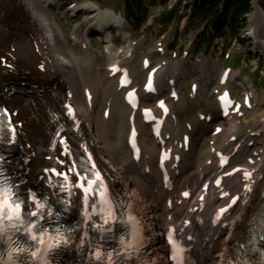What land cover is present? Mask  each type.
I'll list each match as a JSON object with an SVG mask.
<instances>
[{"label":"bare ground","instance_id":"1","mask_svg":"<svg viewBox=\"0 0 264 264\" xmlns=\"http://www.w3.org/2000/svg\"><path fill=\"white\" fill-rule=\"evenodd\" d=\"M75 10L87 15V20L94 23L92 24L93 29L89 32L91 34L85 35V38L79 36V28H76L74 31L76 35L71 38L74 45H78L88 53L98 48L97 41H93L95 35H98L103 43L101 53L108 57L109 61H113L121 54L123 56L132 54L134 49L131 44L127 46L126 51L114 52L113 50V39L110 32L112 28H117L120 34L122 16L111 10H102L92 2L78 5L73 12ZM249 19L248 33L255 38L256 45L261 46L264 52V8L258 1ZM66 43V34L47 14L41 0H0V89L3 86L13 88L11 95H4L6 104L12 109L15 122L20 123L21 154H31V162L25 167L26 172L31 178H36L39 170L46 166L47 151L56 133L57 121L54 115L59 112L56 98L62 96L65 100L68 94H72V101L77 106L75 108L83 120L84 133L90 139L101 165L113 177L114 186L130 192L136 207L144 214L145 221L149 226L153 225L150 228L154 233L157 232L164 236L169 211L165 205L166 193L161 188L160 177L156 169L160 153L159 146L151 138L149 128L142 126L140 138L143 155L139 163H133L127 147L131 110L123 101L126 90L118 89L119 75L110 77L111 72L108 71L106 73L108 86L102 87L96 81L94 86L97 96L93 92L91 105H89L86 102L85 91L83 90L81 94L79 88L89 89L87 77L89 78L92 72L87 75L82 74L81 69L85 62L83 63L80 56L67 50ZM65 54L68 59H64ZM92 62L94 61H91L90 67L97 78V74L94 73L97 65ZM118 62H112L109 67ZM163 62L154 63L150 68L159 67L157 74L160 81L168 78L166 83L168 84L170 80L178 77L184 85L188 83V76L182 64L177 62L164 64ZM209 63V59L204 58L201 62L194 64V71L201 70L200 76L205 79L195 99L189 98L187 101L183 93L184 85H179L178 106L180 107L178 108L186 109L190 103L192 115L190 118L177 117L166 129V136L171 137L168 143L172 145L176 143L177 150H180L179 144L183 135L189 134L192 138L190 149L187 152L180 151L181 163L174 170L178 198L175 208L170 213L178 220L188 207L195 206L192 202L188 205L182 200L180 194L191 186H196L197 192L200 191L202 186L199 183L200 179L203 178L202 180L206 181L218 171L216 167L218 153L223 152L232 156L234 165L224 172L228 173L239 166L248 169L252 181L246 180L243 175H236L227 181V187L239 194L242 193L244 187H250L253 189L252 195L242 197L237 206L231 210L226 220V227L211 228L207 225L208 232L213 234L207 243L208 261L214 264H225L227 254L237 249V243L238 245L245 244L246 234L250 227L249 219L264 201V99L256 96L254 107L246 111L244 118L255 122L256 125L245 130L242 129V121L239 118L231 117L225 120L220 118L216 100L209 103L208 111H203L202 107H199L202 97L206 94L209 96L213 90L221 89L217 74L210 73L211 63ZM132 73L134 85H136L138 76L136 77L135 68L132 69ZM144 73L145 80L147 71ZM237 76V73H233L232 80L237 81ZM28 80L30 81L23 86ZM30 85L47 86L51 90L26 98L22 94L28 90ZM99 87L102 95L108 96L107 107H105L106 100H102V95L97 91ZM100 99L104 109L99 117L95 104ZM144 102L150 104L152 98L144 97ZM107 109L110 115L105 118ZM173 109L175 110L176 107L174 106ZM113 114L116 115L117 120L113 119ZM203 114L207 117L211 116L212 122L201 121ZM174 115L177 113L174 112ZM189 127L192 129L189 130ZM217 127H220V132L215 135ZM180 200L181 205H178ZM206 202L205 217L210 218L214 208L221 204L214 195L209 196ZM155 241L156 244L159 243L158 249L163 248L166 252L164 240L156 237ZM248 248L250 247L247 246ZM167 263L165 261V264Z\"/></svg>","mask_w":264,"mask_h":264},{"label":"rangeland","instance_id":"2","mask_svg":"<svg viewBox=\"0 0 264 264\" xmlns=\"http://www.w3.org/2000/svg\"><path fill=\"white\" fill-rule=\"evenodd\" d=\"M41 0L42 5L44 9H46V12L48 15H50L51 18L61 27L63 33L67 36V50H71L74 52L77 56H80L83 59V67L81 69L82 74H90L89 78L87 77L88 81V88H92L93 92L96 94V88L94 86V83H97L99 85L108 86V82L106 79V73L109 68V64H111L114 61H123L124 56H119L118 58L114 59L113 61H109L108 57H105L101 53V47H102V41L100 40V36L95 35V39L93 38V41H97L95 44L98 46V48L93 49L90 52H86L84 49L80 48L78 45H74L72 43V36L76 35L74 31L76 28H79V36L82 38H85L84 36L89 33L93 28L92 24L94 23L91 20H87V15L83 13H78L77 10L73 12L75 8H77L78 5L85 4L87 2H92L96 6H98L102 10H111L115 12L116 14H121L124 18L123 14V2L122 0ZM258 3L264 8V0H257ZM256 3V2H255ZM182 12V15H185L186 10L181 9L180 12ZM255 11V5L253 12L246 18V21L248 23L247 28L245 29L243 33V37H246L250 42L251 46L247 49H240L235 43L231 44V49L234 51V62L228 64L226 60L223 59V54H221V49L223 47V42L220 40H217L210 50V53L206 54H200L196 55L194 52L196 50V46L200 45L198 43V35L200 34V31L197 32H187L186 30V20L184 17L180 21H175L173 24L169 25L168 27H162L160 24L156 22V17L158 16L159 12L158 9L154 6L150 9V15L149 20L147 24L143 27V29L140 32H135L132 30L131 27L127 25V23L124 26V30L120 33H122V36H115L113 37V43H114V52H116L119 49L126 48L129 44V41H134L137 44L135 45L136 49L135 54L131 57L130 60V68L136 69V77L137 82L138 80L144 78L145 73L142 69V59L144 57H148L151 59L152 63L156 64L159 61H167L168 63H180L182 64L184 68L185 74L188 76V84L185 83V85L181 82V84L184 85L183 90L185 93V98L188 99L189 97V85L192 82V80H196L200 78V71L198 72L194 71L196 59H202L207 58L210 61V73L216 75L220 73V69L231 66L234 63V66L236 65L235 72L238 74L237 81L231 82V89L235 94H239L240 90L243 88V86H250L258 95L259 99H264V52L261 46L256 45L255 38L248 33V29L250 26V17ZM125 21V19H124ZM126 22V21H125ZM129 37V38H128ZM253 37V39H251ZM128 38V39H127ZM93 43V42H92ZM94 44V43H93ZM96 46V47H97ZM177 47L176 50L172 51L171 47ZM163 49L161 53L158 52L159 49ZM188 51L189 54L187 56H183V51ZM64 59H68V56L65 54ZM91 61L93 64L97 65V68L95 69L94 73L97 74V78L93 74L92 67H90ZM259 69L261 70L260 73H256L255 70ZM87 72V73H86ZM144 74V75H143ZM212 75V76H214ZM23 78V77H22ZM96 78V79H95ZM203 81L201 80V83L205 81L203 77H201ZM91 79V80H90ZM30 80L25 81L24 85L27 84ZM86 81V80H85ZM22 85V84H21ZM230 86V84H229ZM18 87V86H15ZM83 90L85 91V87L79 88L80 93L82 94ZM100 92V87L97 90ZM23 96L25 93L22 94ZM100 95L102 93L100 92ZM97 96V94H96ZM104 97V98H103ZM107 98L108 96L103 94L101 96L102 100H106L105 107H107ZM205 98V99H204ZM210 98V99H208ZM99 100L95 104V110L99 111V114H97L100 117L101 112L103 111L102 107V100ZM215 95L209 94V96L204 95L201 99V105L199 107H202L201 109L203 111H208L207 107H209L210 102H214ZM176 107V106H175ZM180 107V106H178ZM191 105L189 103L188 107L186 109H177V114L181 118L187 117L190 118L192 115ZM113 119L117 120L116 115L113 114ZM242 121V129H247L251 126L256 125L255 122L249 120L248 118H241ZM149 137V136H148ZM147 196V195H146ZM145 196V197H146Z\"/></svg>","mask_w":264,"mask_h":264},{"label":"trees","instance_id":"3","mask_svg":"<svg viewBox=\"0 0 264 264\" xmlns=\"http://www.w3.org/2000/svg\"><path fill=\"white\" fill-rule=\"evenodd\" d=\"M165 4L168 0H122L123 13L132 30L139 32L147 23L150 9L156 2ZM254 0H174L171 10L164 9L156 18V22L167 27L183 17L179 14L182 8L187 18L186 30L200 31L196 52L208 51L216 40L229 45L235 41L239 47L249 46L242 38L246 27L245 17L253 10ZM174 47H172L173 49Z\"/></svg>","mask_w":264,"mask_h":264},{"label":"snow or ice","instance_id":"4","mask_svg":"<svg viewBox=\"0 0 264 264\" xmlns=\"http://www.w3.org/2000/svg\"><path fill=\"white\" fill-rule=\"evenodd\" d=\"M149 88L151 89V83H149ZM161 106H163V105H161ZM52 171L55 172L56 170L53 169ZM40 207H43V205H40ZM13 211L16 212L17 214H19V212H20V206L17 204L16 207H15V209H13Z\"/></svg>","mask_w":264,"mask_h":264}]
</instances>
